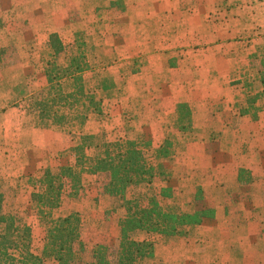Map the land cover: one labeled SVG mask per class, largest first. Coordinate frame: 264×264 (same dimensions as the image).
<instances>
[{
	"label": "rangeland",
	"instance_id": "rangeland-1",
	"mask_svg": "<svg viewBox=\"0 0 264 264\" xmlns=\"http://www.w3.org/2000/svg\"><path fill=\"white\" fill-rule=\"evenodd\" d=\"M108 1L112 0H0V111L1 107H13L27 114L28 103L22 98L38 92L45 85L43 69L44 62L48 59L46 48L49 33H56L65 45L72 42L75 33H82L83 39L92 47L87 52L92 71L84 73L85 88L87 92H95L98 97H102L103 114H92L86 128L84 130L82 128L81 131L104 133L110 141L133 140L139 135L147 140L159 141L164 140L165 137L172 140L176 147L175 155L168 163L174 168L171 170L172 178L168 184L155 183L154 186L175 185L172 187L175 190V197L170 202L180 205L185 210L192 209L191 199L196 186H200L206 193V202L209 206L221 207L224 202V207L218 208V219L211 226L212 232H210V223H205L198 228V232H202L205 247L221 244L218 240L222 228L229 229L233 234L232 236L230 234V237H233L235 231L239 230H235V227L239 225L236 222L238 218L240 223L249 219V216L256 218L257 225L250 226L255 227L252 228V234H257L255 241L247 243L243 240L238 241L237 237H234L230 241L232 245L229 250H220L219 247L211 248L212 258L216 254L219 255L220 260L214 258L207 262L204 252L193 251L200 248L194 246L193 240L188 242L180 240L176 245L170 246L162 238L153 236L150 239L155 243L156 257L148 260L147 263L196 264L201 260L205 264H245V261L246 264H264V186L260 187L262 177L257 175L250 184L243 182L246 187H232L233 184L228 177L226 178L227 173L220 167V158L209 157L202 160L193 153L190 157L187 152L183 154L185 147L183 144L190 140L194 130H191L189 134L179 132L177 119L174 120L173 117L168 121L169 127H163L162 130L147 129L148 132H137L141 129L133 112L134 109L138 111L144 106L149 107L147 109L152 106L162 108L169 106L168 94L174 91L181 93L184 91L187 95L189 93L191 106H197L200 109L210 106L215 112L213 116H217L226 105L231 106L228 100H240L238 112L261 111L264 109V92L259 95L254 94L253 81L247 77L217 79V74L213 72L207 74L205 69L208 68L211 71L209 67L215 69L221 66L208 63L211 47L202 48L203 43L199 39V33L186 47H172V41L169 40L170 44L163 39H167L164 36L169 34L167 26L170 20L175 21L179 16L178 11L182 8L186 10L192 0H180L177 10L171 8L170 15L166 12L160 19L153 17L145 23H142L145 15L141 12V4L137 0H114L118 1L117 5L120 4V6L112 8L107 6ZM165 2L169 0H147L145 6L150 7L153 3L165 5ZM127 9H129L128 13ZM130 9L131 12H129ZM163 10L160 8L161 12ZM249 35L254 34L249 33ZM159 40L161 41L159 46L154 47ZM173 45H177V42H173ZM262 65L256 66L261 68ZM238 66L241 71L247 68L246 64ZM250 66L252 67L251 64ZM222 67L227 71V65ZM253 67H255L254 64ZM240 76L242 77L241 74ZM256 112L252 114L253 119H257L254 118ZM27 115L31 120V126L35 127L33 115ZM109 123L113 128H106ZM87 127L90 128L87 129ZM46 130L62 133L55 128H46ZM202 131L195 130L198 133ZM8 134V143L4 146L9 148L10 157H13L12 154L16 150V157L20 156L22 161L24 158L26 162L30 161L26 160L27 152L39 157L40 154L46 155L47 159L43 162L42 168L75 164L74 155L68 151L73 142L67 134L63 133L65 150L56 156H53L56 153V146L55 137L52 134H31L35 148L29 145L28 149L20 152L17 150L22 148L18 147L19 142L17 143L15 139L28 141L24 138L29 135L28 132L11 128ZM204 135L210 137L206 144V154L217 153L220 148L216 142L218 133L204 132ZM103 136L100 135L101 138H104ZM259 141H256L257 152L260 149ZM44 143L47 144L44 145ZM227 148L232 151L230 145H227ZM239 152L244 154L247 148L243 147ZM7 153H4V157H0V191L3 190L7 195L6 206L13 205L14 202L25 208L20 211V216L25 217L27 223L34 229V247L39 248L42 246L41 239L44 233L37 225V216L31 209L30 202V193L39 172L25 176L20 166L23 162L8 159ZM215 169L218 172H215ZM93 183L94 178L84 174L82 184L85 187L81 189L84 196L77 197L79 198L77 200L64 196L63 204L56 215L66 216L70 211L75 210L82 219V232L87 234L90 224L95 223L93 227L96 228L98 225L96 231H99V234H104L105 237L112 235L116 238L117 219L123 217L124 211L118 207V202L104 196H102L104 199L98 202V199H95L96 190L93 189L94 187H88ZM144 187L142 186L141 190H144ZM247 197L251 198V203L245 201ZM12 205L9 207L11 208ZM238 213H245V216L237 218ZM97 220L101 222V225L97 223ZM136 238L141 240L145 238V235L138 234ZM223 253L228 255L223 258L225 256ZM245 257H247L246 260Z\"/></svg>",
	"mask_w": 264,
	"mask_h": 264
},
{
	"label": "trees",
	"instance_id": "trees-1",
	"mask_svg": "<svg viewBox=\"0 0 264 264\" xmlns=\"http://www.w3.org/2000/svg\"><path fill=\"white\" fill-rule=\"evenodd\" d=\"M117 2L108 1L107 6L119 7ZM91 48L80 32L75 33L69 45L56 33L47 36L45 85L22 100L28 103L27 114L33 115L35 127L55 128L70 136L73 144L68 151L74 155L75 164L42 168L33 184L31 209L44 233L39 248L34 247V229L20 216L25 208L14 202L9 205L11 208L6 206L7 195L0 191V264H148L156 257L155 243L150 237H160L170 246L180 240H193L194 246L201 247L199 226L218 219V210L207 204L206 193L200 186L194 188L191 210L170 202L175 197L171 186H154L168 184L172 178L168 163L176 147L168 137L155 147L152 140L142 135L133 140L110 141L104 133L81 131L92 114H103L102 97L85 88L84 73L92 71L87 56ZM260 83L264 92V74ZM239 113L243 116L248 111ZM191 118L189 104H179V132L190 133ZM84 174L94 178L88 187H94L98 202L106 197L123 209V217L117 219L116 238L99 234L98 225L93 227L95 223L90 224L87 234L82 232V219L75 210L66 216L56 215L64 196L75 200L84 196ZM238 181L250 184L253 178L247 170L240 169ZM97 223L101 225L98 220ZM138 234L145 238L137 239Z\"/></svg>",
	"mask_w": 264,
	"mask_h": 264
},
{
	"label": "crops",
	"instance_id": "crops-1",
	"mask_svg": "<svg viewBox=\"0 0 264 264\" xmlns=\"http://www.w3.org/2000/svg\"><path fill=\"white\" fill-rule=\"evenodd\" d=\"M137 1L139 4H141V12L145 15V18L147 17V19L144 18L145 20H142V23H145L151 20V18L153 17H159L160 19L161 15H164V13L166 12L170 15L171 8L176 9L180 0H169V2H165V5H158L153 3L150 7L145 6V4H147V0ZM184 6L187 7L186 3H184ZM188 6L189 7H187L186 10H182V8L181 11H178L179 16L175 21L170 20V24H167L169 34L166 33L167 35L164 37H166L167 39H163L166 41H172V47H186L192 43L197 33H199V39L203 43L202 48L209 49V47H211L209 51L210 57L208 59V63H211V65L212 63H214V66H216V64H219L221 66L220 68L218 67L215 69L209 67L211 71H209L206 67L207 70L205 69L204 71L207 72V74H209L208 72H213L217 74V79H229L233 77L242 79L247 77V79L253 81V93L258 95L261 94L263 92V86H261L260 79L264 74V70L262 69V67L260 68L256 65L264 64V0H192V2L188 4ZM160 8L164 9V12H161ZM128 10L129 9L126 10L127 13ZM129 12H131V9ZM249 33H253L254 35L250 36ZM241 35L247 36L240 38L239 36ZM173 42H177V45H173ZM160 43L161 41L159 40L158 43L154 44V47L159 46ZM148 64L150 65L151 63ZM241 64L247 65V68H244L243 71H241L240 66H238ZM250 64L252 65V67L250 66ZM253 64L255 65V67H253ZM222 65H227V71L223 70L224 66L222 67ZM240 74L242 75V77L240 76ZM164 92L165 90L163 91V94ZM188 95L184 91L182 93L180 91H174L171 93L169 92L168 96L170 97V99L167 102L169 106H163V108L152 106L150 109H147L149 107L144 106L143 109L140 108L138 109V111L134 109L133 112L135 113V120L138 122V126L141 129V131L137 132H148L147 129L155 131H157V129L162 130L163 127L168 126V121L173 119V117L174 120L177 119V106L179 104H189L192 110L191 130H194V133H191L192 136L190 140H187L186 143L183 144V147L185 146L183 148V154L187 152L190 157L193 153V155L197 156L198 159L202 160H204V158L208 159L209 157H213L216 159L220 158V167L225 170V173H227L226 178L228 177V180L231 181L230 183L233 184L232 187H246L243 182L241 184L238 181V174L240 169L247 170L253 179L257 175H260L263 179V181H261L262 184L260 185V187H263L264 109H261V111L253 110L254 112L257 111V119L252 118V114L254 112L250 111H248V114L240 116V113L238 112V105H240V100H228L231 106L226 105L222 109V111L217 114V116H213L215 115V112L212 111L213 109H211L210 106H204L203 109H200L199 107L197 108V106H191V96ZM29 120V116L23 111L21 112L20 110H17L13 107H1L0 157H4V153L8 152V159L22 161V157H16V150L12 154L13 157H10L9 148H5L4 146L8 143L7 138L9 136V130L11 128H16L20 131L28 132L29 134L27 137H24L28 141H19L18 139H15L17 140V143L19 142L18 147L22 148H19V150H17L19 152L28 149L29 145L34 147L31 137L35 133L40 135H54L56 153L53 156H56L61 151L65 150L63 133H56L52 130L35 128L31 126V120ZM107 127H110V123L109 125L107 124L106 128ZM88 128L90 127H87V129ZM110 128H113V126L111 125ZM195 130L203 131L198 133L195 132ZM213 131L218 133L216 142H218L220 148L215 154H206V144L208 140H210V137L208 136L209 133L208 135H204V132L206 133ZM229 131H231L230 134ZM57 139H59V141H57ZM162 140L163 139H160L158 141L153 139L152 143L153 145H156L155 147H157L161 144ZM258 140H260L258 143L260 149H258L259 151L257 152L256 147L258 146H256V141ZM46 144L44 143V145ZM227 145L231 146L232 151L228 150ZM243 147L247 148V152L244 154L239 152ZM27 159H29L30 161H28ZM46 159V155L40 154L39 157L38 155L34 156L33 154H29L27 152V162L23 158V164H20V166H22L21 172H23L25 176L35 175L39 172V170L42 169L43 162ZM225 160L226 164H224ZM17 164L19 165V163ZM171 170H174V168L171 167ZM183 170H185V167H183ZM200 170L203 171L204 169ZM215 172H218V170L215 169ZM170 186L175 187V185ZM245 201H250L251 203V198L249 200L246 199ZM247 202L246 204H249ZM223 204L221 205V207L217 206L216 209L218 210V208L221 209L222 207H224ZM241 216L244 217L245 213L237 214V218ZM215 221H217V219ZM236 222L237 225L239 223L240 226L238 225L239 228L238 226L235 227V230L239 229L242 232L236 230L235 235L233 237H230V234L231 236L233 235L232 233H230V230L227 228H222L219 233L220 239L218 240L219 242H221V244H219L218 246L216 244H213L211 246L205 247L204 243L199 249L193 251L204 252L206 258L205 260L207 262L209 260H214V258L215 260H220L218 257L219 255L216 254L214 258H212L211 248L219 247L220 250H229L230 246L232 245L230 244V241H232L234 237H237L238 241L243 240L247 243L253 242L257 239V234H252V228L255 227H250L253 224L257 225L256 218H250L249 216V219L243 221L242 223H240L238 218ZM205 223H210V232H212L211 226L214 221H206L201 226H203ZM201 233L202 232L199 231V234ZM203 235L204 237H206V234L203 233ZM109 236L112 237V235ZM224 255L225 256L222 255L223 258H225L228 253ZM246 258L247 257H245V260ZM196 264H205V262L199 260Z\"/></svg>",
	"mask_w": 264,
	"mask_h": 264
}]
</instances>
